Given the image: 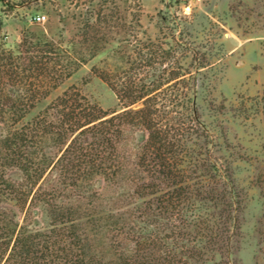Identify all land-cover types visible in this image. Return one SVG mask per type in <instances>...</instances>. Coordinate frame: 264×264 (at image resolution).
<instances>
[{"label":"trees","instance_id":"trees-1","mask_svg":"<svg viewBox=\"0 0 264 264\" xmlns=\"http://www.w3.org/2000/svg\"><path fill=\"white\" fill-rule=\"evenodd\" d=\"M81 5L70 35L27 28L0 48V84L15 88L0 112V264H237L243 197L200 101L225 54L211 62L182 19L152 38L116 0ZM107 48L117 65L92 72L119 109L71 86L25 120Z\"/></svg>","mask_w":264,"mask_h":264},{"label":"rangeland","instance_id":"rangeland-1","mask_svg":"<svg viewBox=\"0 0 264 264\" xmlns=\"http://www.w3.org/2000/svg\"><path fill=\"white\" fill-rule=\"evenodd\" d=\"M77 1L0 0V48L14 49L27 28L57 33L66 27V35H70L73 14L84 6H76ZM116 1L123 14L128 11L129 19L140 18L142 30L152 38L160 34V27L164 34L168 32L167 21L172 16L183 20L185 38L189 37L196 46L206 45L207 52L212 54L211 62L216 63L225 54L222 73L219 68L209 71L212 86L200 96L201 111L218 143V155L234 176L243 197L234 259L237 264H264V0ZM37 14H46V22H35L33 17ZM112 54V49L107 48L89 59L39 102L25 120L71 86L105 111L119 109L115 93L92 72L94 66L104 67L106 61L117 65ZM4 80L5 84H0V88L4 87L0 112L9 115L13 107L5 103L7 97L14 96L15 88L8 78ZM3 128L6 124L0 121V130ZM2 207L23 220L25 213L13 203Z\"/></svg>","mask_w":264,"mask_h":264},{"label":"built area","instance_id":"built-area-1","mask_svg":"<svg viewBox=\"0 0 264 264\" xmlns=\"http://www.w3.org/2000/svg\"><path fill=\"white\" fill-rule=\"evenodd\" d=\"M33 20L37 23H45L47 20L46 14H37L33 17Z\"/></svg>","mask_w":264,"mask_h":264}]
</instances>
